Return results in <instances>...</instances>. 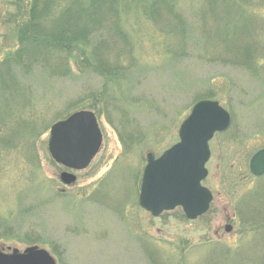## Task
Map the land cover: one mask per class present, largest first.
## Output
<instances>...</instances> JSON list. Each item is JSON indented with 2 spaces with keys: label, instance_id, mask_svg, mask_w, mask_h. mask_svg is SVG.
<instances>
[{
  "label": "rangeland",
  "instance_id": "1",
  "mask_svg": "<svg viewBox=\"0 0 264 264\" xmlns=\"http://www.w3.org/2000/svg\"><path fill=\"white\" fill-rule=\"evenodd\" d=\"M72 1L54 0L41 26ZM26 3L0 0V248L36 245L57 264H264V175L249 168L264 146V0H108L103 54L97 41L63 49L67 74L45 52L26 68L14 60L33 45L17 39ZM203 99L232 117L210 142V208L153 216L139 204L147 154L177 143ZM81 109L97 115L103 143L67 185L50 128Z\"/></svg>",
  "mask_w": 264,
  "mask_h": 264
},
{
  "label": "water",
  "instance_id": "2",
  "mask_svg": "<svg viewBox=\"0 0 264 264\" xmlns=\"http://www.w3.org/2000/svg\"><path fill=\"white\" fill-rule=\"evenodd\" d=\"M231 123L230 113L219 101L204 99L193 106L181 123L179 141L156 157L147 154L139 204L153 216L182 207L189 219L205 214L213 200L211 190L203 184L208 176L207 162L211 156L210 141L217 132L226 130ZM103 135L96 114L79 110L51 126L48 149L60 165L72 169L86 168L99 152ZM250 170L264 174V148L250 160ZM63 183L71 185L77 176L63 171ZM227 231L232 229L228 224ZM0 264H57L45 249L29 246L23 251L15 248L6 253L0 248Z\"/></svg>",
  "mask_w": 264,
  "mask_h": 264
},
{
  "label": "trees",
  "instance_id": "3",
  "mask_svg": "<svg viewBox=\"0 0 264 264\" xmlns=\"http://www.w3.org/2000/svg\"><path fill=\"white\" fill-rule=\"evenodd\" d=\"M53 1L27 0L28 9L23 13V17H27L26 24L18 29L17 39L18 41H30L33 45L25 44L24 47L19 48L14 60L23 66L28 65L32 61H36L38 51L45 52V57H48L51 62L57 60L56 64L60 70L58 73L67 74L69 73V68L66 65L68 55L63 53V49H72L75 43L97 41L93 45L94 56L103 54L106 43L102 41L103 39L101 40V36L99 38L97 36L102 27L101 10H104V6L109 3L108 0H89L83 4L79 0H74L67 4L57 20L50 21L51 26H41L49 18ZM39 35L48 38V40H39L41 39ZM38 41L43 42L37 44ZM57 57L60 58V61ZM96 62L99 65L96 67L98 72L103 74L105 70L108 71L107 67H102L107 64V60L98 61L96 59ZM120 71H123V68L118 65L108 73H111L113 77H118Z\"/></svg>",
  "mask_w": 264,
  "mask_h": 264
},
{
  "label": "flooded vegetation",
  "instance_id": "4",
  "mask_svg": "<svg viewBox=\"0 0 264 264\" xmlns=\"http://www.w3.org/2000/svg\"><path fill=\"white\" fill-rule=\"evenodd\" d=\"M264 146H262L261 148H263Z\"/></svg>",
  "mask_w": 264,
  "mask_h": 264
}]
</instances>
